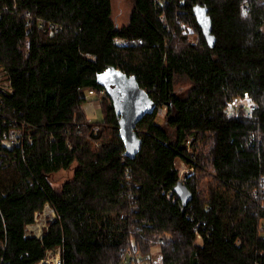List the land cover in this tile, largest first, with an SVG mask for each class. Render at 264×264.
Wrapping results in <instances>:
<instances>
[{"label": "trees", "instance_id": "16d2710c", "mask_svg": "<svg viewBox=\"0 0 264 264\" xmlns=\"http://www.w3.org/2000/svg\"><path fill=\"white\" fill-rule=\"evenodd\" d=\"M108 69L156 103L134 157L98 77ZM1 71L0 171L14 163L17 178L0 183V264L55 248L63 264H120L127 247L146 264H264V0H134L123 26L112 0H0ZM86 90L102 93V120ZM47 203L55 220L27 235Z\"/></svg>", "mask_w": 264, "mask_h": 264}, {"label": "water", "instance_id": "95a60500", "mask_svg": "<svg viewBox=\"0 0 264 264\" xmlns=\"http://www.w3.org/2000/svg\"><path fill=\"white\" fill-rule=\"evenodd\" d=\"M197 21L203 28L208 42L213 45L215 37L211 34V19L207 8L200 3L195 6ZM99 80L108 88L113 97L117 114L119 115L120 135L125 142V153L134 157L141 147L136 126L138 121L151 112L156 103L149 93L140 86L135 75H128L121 70L108 69L99 74ZM184 205L192 198L186 185L179 181L175 188Z\"/></svg>", "mask_w": 264, "mask_h": 264}, {"label": "rangeland", "instance_id": "374dc122", "mask_svg": "<svg viewBox=\"0 0 264 264\" xmlns=\"http://www.w3.org/2000/svg\"><path fill=\"white\" fill-rule=\"evenodd\" d=\"M134 5V0H112V7H113V18L118 23V25L123 26L127 25L130 22L132 9ZM0 85L4 87H8V82L5 79V75L3 71L0 73ZM84 95H86L87 100L84 103V109L88 115V117L93 121H99L103 119V110L101 108V97L102 93H98L96 91L86 90L84 91ZM248 100H244L243 103L247 104ZM160 114H158L159 119H163L166 115V108L160 109ZM177 165L179 167L180 173L182 175H186L188 172L190 173L191 170L188 166H186L180 160L177 161ZM72 173L61 171L60 173L54 176V183L57 187H61L64 183L66 178L71 177L74 172V169H71ZM17 178V171L15 168V164L12 163L8 166H5L0 171V183L4 186H9L14 183ZM40 218L42 222L47 221L49 216L45 215L43 211L40 213ZM44 229V227H43ZM156 251V250H155Z\"/></svg>", "mask_w": 264, "mask_h": 264}, {"label": "built area", "instance_id": "2783aa9c", "mask_svg": "<svg viewBox=\"0 0 264 264\" xmlns=\"http://www.w3.org/2000/svg\"><path fill=\"white\" fill-rule=\"evenodd\" d=\"M118 42H122V40L118 39ZM139 42H142V41L140 40ZM7 82H8V87H9V81ZM245 100H248L247 104L250 105L251 110H254L256 108V104L252 102L250 99L246 98ZM161 108H166V107L159 106L158 114L161 113L160 112ZM185 176L186 175H182L180 173V181H184ZM41 211H43L45 215L49 216V218L45 222H42L40 218ZM41 211L36 212L35 221L32 224L28 225L27 235L37 236V237L42 236L44 230L49 226L51 221L55 220L57 216L55 209L49 203H47ZM33 264H63V258L61 255L60 248L49 249L47 251V255L45 258H42L40 261L33 263ZM120 264H146V261L143 259V255L140 253V251H137L135 247L134 248L127 247L124 251L123 261ZM155 264H162L161 257H157V259L155 260Z\"/></svg>", "mask_w": 264, "mask_h": 264}]
</instances>
